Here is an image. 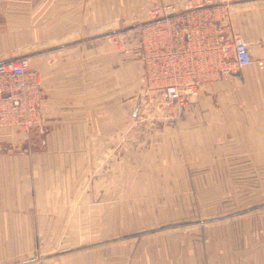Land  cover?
I'll return each mask as SVG.
<instances>
[{"label":"rangeland","instance_id":"rangeland-1","mask_svg":"<svg viewBox=\"0 0 264 264\" xmlns=\"http://www.w3.org/2000/svg\"><path fill=\"white\" fill-rule=\"evenodd\" d=\"M148 1L129 18H111L109 33L77 37L109 50L110 82L125 63V130L110 135L103 163L88 172L63 165L61 188L41 212L38 264H245L237 247L252 255L264 241V149L251 147L264 133L241 130L235 100L199 91L214 80L203 69L206 39L196 16L183 12L202 0ZM110 6L117 17L118 5ZM133 63L141 66L136 89ZM197 81L198 95L182 94ZM170 83L180 100L165 95Z\"/></svg>","mask_w":264,"mask_h":264},{"label":"crops","instance_id":"crops-1","mask_svg":"<svg viewBox=\"0 0 264 264\" xmlns=\"http://www.w3.org/2000/svg\"><path fill=\"white\" fill-rule=\"evenodd\" d=\"M148 2L0 0V62L36 54L32 67L41 77L44 105L41 125L32 127L25 141L18 139L22 133L0 129V264H38L44 258L36 254L45 232L41 212L51 189L61 188L63 165L88 172L103 163L110 135L125 130V63L117 62L119 76L110 82L109 50L77 42L109 33L111 18H129ZM111 4L118 5L117 17ZM201 6L197 14L212 23L203 34L217 29L240 36L253 62L203 83L199 91L206 98L235 100L230 111L241 130L264 133V66L255 63H264V0H202ZM132 66L136 89L141 66ZM251 147L264 149V140ZM252 250L249 255L250 247H237L236 260L246 257L249 264L251 256L253 264H264V241Z\"/></svg>","mask_w":264,"mask_h":264},{"label":"built area","instance_id":"built-area-1","mask_svg":"<svg viewBox=\"0 0 264 264\" xmlns=\"http://www.w3.org/2000/svg\"><path fill=\"white\" fill-rule=\"evenodd\" d=\"M201 5L199 4L196 11L189 8L183 14L196 16L197 33L202 31L201 34L206 39L204 45L207 55L203 69L212 72L213 79H216L229 74L233 67L251 64L253 62L251 53L240 36L235 34L229 36L217 29L215 31L212 29L208 35L203 34L205 28L212 27V23L204 15L197 14L203 7ZM211 34H214L213 37H210ZM189 37V34H184L185 41L189 40ZM208 38H212L211 42H207ZM31 63L32 59L26 56L0 62V129L26 135L32 127L42 123L41 78ZM255 63L259 68L264 66L262 60ZM198 82L195 85L191 84L189 87L191 90L188 88L184 93L181 89L179 91L176 84L170 83L164 88V93L171 100H180L181 93L196 96Z\"/></svg>","mask_w":264,"mask_h":264}]
</instances>
